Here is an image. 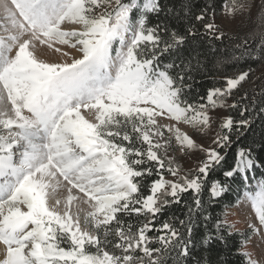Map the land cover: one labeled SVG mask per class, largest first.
I'll return each mask as SVG.
<instances>
[{"label": "snow or ice", "instance_id": "snow-or-ice-1", "mask_svg": "<svg viewBox=\"0 0 264 264\" xmlns=\"http://www.w3.org/2000/svg\"><path fill=\"white\" fill-rule=\"evenodd\" d=\"M210 7L196 14L192 0L179 8L161 0H0V264H208L194 255L197 233L205 250L239 233L227 211H210L236 177L244 184L237 203H250L259 227L248 225L235 254L241 264H264V254L258 261L248 249L254 235L264 241V171L256 176L264 147L257 154L241 146L264 107L256 111L255 97L244 103L247 93L232 99L254 69L223 75L203 94L194 88L204 67L197 38L225 35L203 23ZM222 11L250 13L251 0H224ZM235 47L240 56L218 67L255 59L256 48L264 57V15ZM45 48L64 59H42ZM220 110H237L239 119ZM185 126L203 135L215 126L211 144H198ZM193 151L204 158L189 169L170 154Z\"/></svg>", "mask_w": 264, "mask_h": 264}, {"label": "trees", "instance_id": "trees-1", "mask_svg": "<svg viewBox=\"0 0 264 264\" xmlns=\"http://www.w3.org/2000/svg\"><path fill=\"white\" fill-rule=\"evenodd\" d=\"M181 2L182 0H161V4L166 7L175 6L176 8H179ZM192 2L194 4L193 11L196 14H200L201 9H204L206 6H211L203 23H210L213 19L219 18L223 13L222 4L224 0H192ZM262 6H264V0H261V3L257 4V8L260 7L259 15H264V12L261 11ZM212 9H214V15ZM164 20L165 14L161 13L159 21ZM157 22V18L153 17L152 23ZM167 22L172 27H176L181 31H183L186 27V22L184 20H177L174 17H168ZM191 22L195 23L196 28L200 31V33H206L203 23L194 20ZM257 23L258 16L253 19L252 22L248 20L243 27L237 30L235 34L225 33L224 37L220 41L213 40L206 34L203 36V39H200L199 37L197 38L194 47L202 54L204 67L201 74L197 77L199 83L194 86L196 92L203 94L208 88L213 87L214 82L219 81L223 75L233 76L241 70H246L248 67H252L254 71L250 73V78L243 83L239 91L234 93L232 99L239 100L244 93H247L249 99L244 103L252 105V99L255 97L256 111L258 112L260 107H264V57H262L258 48L252 52V56L255 57V59L245 56L238 61L229 62L220 67L217 66L218 60L230 58L233 55L237 57L240 56V53L243 51V47L241 49H236L235 46L237 44L243 45L245 37H247L256 28ZM254 43V41L250 40L249 44L244 45V47L252 48ZM216 86H220V84L216 83ZM231 102L232 101L230 100L229 103ZM219 113H221V116L231 114L234 118L239 119L237 110H233L231 113H229V111L220 110ZM233 139L235 140V136H233ZM241 146H253L257 154H260L261 147H264V115L254 116L250 127L245 131L244 136L241 137ZM235 148L236 145L234 144L232 149L228 151L226 157L227 164H225V168H228L233 164ZM262 171L264 170L257 171V178H259ZM214 178L225 181V178L220 171H217ZM225 182L228 184L229 191L223 194V198L219 204H213L210 208V211L218 216L233 208L237 202L238 194H241L244 189L243 181L239 177L229 179ZM244 234L238 233L229 237L226 245L215 241L207 250H205L199 243L203 236V230L201 229L196 236L197 249L194 255L198 260H203L207 257L208 264H241V261L238 259L235 252L240 246L241 239ZM221 257H223V259H221ZM190 264H195V261H191Z\"/></svg>", "mask_w": 264, "mask_h": 264}, {"label": "rangeland", "instance_id": "rangeland-1", "mask_svg": "<svg viewBox=\"0 0 264 264\" xmlns=\"http://www.w3.org/2000/svg\"><path fill=\"white\" fill-rule=\"evenodd\" d=\"M260 3L261 0H251L250 13L247 11L244 13H238L236 14L235 18H230L222 13L219 18L213 19L212 22L218 25L224 33L235 34L237 30L243 27L248 20L252 22L253 19L257 18L260 11V7L257 8V4ZM73 54L78 55V53ZM41 58L52 62H60L64 59L61 54L55 53L53 50H48L46 48L42 49ZM219 115H221V113H219ZM215 129L216 128L214 126L213 133L209 135H203L192 129L186 128L185 126V130L189 131L190 135L193 136L197 143L204 145V147H208L211 144V140L215 134ZM170 154L176 156V162L182 165L184 169L197 167L198 162L204 158L203 153L199 151H193L188 155H182L179 152H170ZM84 207L86 208V206ZM227 212L229 220L235 222L236 228L239 230V233L244 234L249 232V224H253L259 227V222L256 218V215L252 210L250 203L247 201H243L240 203L236 202L233 208L229 209ZM1 249L2 248H0V252L2 251ZM248 249L253 253V258L259 261L262 259V254H264V241L261 240L259 235H254L248 244Z\"/></svg>", "mask_w": 264, "mask_h": 264}, {"label": "crops", "instance_id": "crops-1", "mask_svg": "<svg viewBox=\"0 0 264 264\" xmlns=\"http://www.w3.org/2000/svg\"><path fill=\"white\" fill-rule=\"evenodd\" d=\"M0 248H2L1 250L3 251V249H4V246H3L2 244H0ZM2 251H1V252H2Z\"/></svg>", "mask_w": 264, "mask_h": 264}]
</instances>
